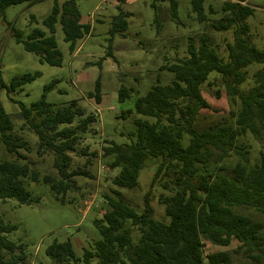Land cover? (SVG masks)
<instances>
[{
	"label": "trees",
	"instance_id": "obj_1",
	"mask_svg": "<svg viewBox=\"0 0 264 264\" xmlns=\"http://www.w3.org/2000/svg\"><path fill=\"white\" fill-rule=\"evenodd\" d=\"M42 0H0V19L10 6L35 4ZM51 14L44 20L47 32L32 30L26 37L12 29L17 43L38 56L41 62L60 67L63 59L55 38L59 23L74 52L80 40L91 32V25L82 23L77 0H53ZM125 1V0H122ZM196 21L215 32H232L233 41L226 43V56L219 53L210 36L203 34L197 46L189 40L186 59L165 60L146 95L135 102L136 138L130 144L107 142L104 157L112 158L111 169H120L113 184L120 189L140 186L141 171L154 163L151 187L159 185L158 197L165 206L169 223L158 221L151 205V191L144 195L140 211L116 193L104 196L110 209L96 219L101 240L84 249L83 262L91 264H236L234 255L242 254L243 264H264V68L257 70L249 82V67L264 65V50L251 41L247 20L253 14L248 0H228L221 4L219 19L206 13L207 0H189ZM172 20L177 19V1L170 0ZM124 13L115 17L127 28ZM158 20L156 19V22ZM116 30V29H115ZM114 34V31H112ZM108 57L114 58L112 47ZM173 75L168 84L162 74ZM214 74V76H212ZM40 73L14 77L7 85L0 72V91L8 94L22 90ZM250 83L249 88L245 84ZM56 81L44 87L42 97L26 106L19 104L22 125L16 130L14 119L7 115L0 102V144L10 160H0V201L15 200L20 205L37 203L26 183L48 185L61 204L70 203L69 193L80 190L76 177L92 179L87 170H73V154L85 155V136L96 121L86 115L77 101L59 106L47 101V92ZM205 85L220 86L226 93L230 110L217 122L203 125L202 111L211 109L203 92ZM132 89L122 87L121 102L130 98ZM89 98L101 103L100 82ZM215 97L221 98L219 89ZM129 114L132 112L129 111ZM33 132V144L22 136ZM254 140L259 145L258 158H252ZM33 144V146H32ZM53 158L55 175H43L34 168L28 155ZM16 226L0 216V264H27L23 245L7 238ZM233 251L205 255L207 243L229 247ZM56 264L81 261L72 243L53 242L46 250Z\"/></svg>",
	"mask_w": 264,
	"mask_h": 264
},
{
	"label": "rangeland",
	"instance_id": "obj_2",
	"mask_svg": "<svg viewBox=\"0 0 264 264\" xmlns=\"http://www.w3.org/2000/svg\"><path fill=\"white\" fill-rule=\"evenodd\" d=\"M176 1L177 19L172 20L170 0H77L82 23L91 25V32L71 52L61 25H56L55 38L63 59L60 67L41 62L38 56L27 52L22 44L17 43L12 34V29L22 31L24 37L34 29L47 32L43 22L52 12L53 0L10 6L5 17L0 19V72L5 83L9 85L14 77L24 74L40 73L36 80L25 85L21 91L10 95L6 89L0 91L1 105L5 113L14 119L16 130L22 125L20 107L11 98L30 106L42 97L44 87L53 81H56L54 89L46 95L49 103L64 106L77 101L86 115L93 114L96 117L91 125L93 132L85 136L81 146L87 148L84 149L86 154L72 155V169L87 170L92 179L76 177L80 190L68 194L70 203L61 204L48 185L32 182L26 183V188L34 197H40L39 202L20 205L15 200L0 201V216L5 223L16 226V230L7 234V238L25 247L27 264H56L46 254L47 248L55 241H70L76 256L81 259L73 264H85L84 249L101 240L94 222L110 209L104 196L115 197L118 193L140 211L144 195L151 191L155 218L164 223L170 222L165 214V206L158 201L162 189L158 184L151 187L154 163H148L141 171L139 188L120 189L113 184V178L120 173V169L109 167L112 158L104 157L103 148L107 146L106 141L121 145L135 140L137 98L150 90L165 60L173 62L178 58L189 57L190 39L198 46L201 37L206 34L212 38L219 53L226 56V43L233 41L232 32L218 33L206 28L196 21L189 0ZM225 1L228 0L206 1L209 18L219 19L221 15H212L210 8L219 11ZM63 2L60 0L61 4ZM247 4L253 9L252 16L247 20L251 41L258 49L264 50V0H248ZM122 13L126 15L125 30L115 18ZM110 46L114 58L107 56ZM262 68L264 65L259 64L248 68L249 82L252 75ZM172 79V74L163 72V84H168ZM97 81L100 82L102 96L100 104L88 96L95 92ZM249 84L244 87L249 88ZM122 87L133 90L130 98L124 102L119 100ZM219 89L222 97L217 99L215 93ZM203 95L211 107L202 111L201 122L204 126L228 114V99L220 86L205 85ZM129 111L132 113L129 114ZM22 136L33 144L37 142L33 132L26 131ZM250 143L255 160L258 158L259 145L254 140ZM23 154L30 157L34 168L43 175H55L53 158L49 155L40 158L34 151L31 154L24 151ZM10 159L5 146L0 144V160ZM238 246L237 241H233L229 247L207 243L204 253L233 252ZM233 255L236 264L247 261L242 254ZM91 264H97V260Z\"/></svg>",
	"mask_w": 264,
	"mask_h": 264
}]
</instances>
